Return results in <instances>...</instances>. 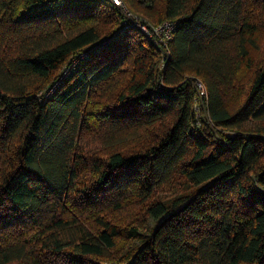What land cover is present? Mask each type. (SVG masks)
<instances>
[{"label":"trees","instance_id":"16d2710c","mask_svg":"<svg viewBox=\"0 0 264 264\" xmlns=\"http://www.w3.org/2000/svg\"><path fill=\"white\" fill-rule=\"evenodd\" d=\"M123 2L0 0V264H264V0Z\"/></svg>","mask_w":264,"mask_h":264},{"label":"rangeland","instance_id":"374dc122","mask_svg":"<svg viewBox=\"0 0 264 264\" xmlns=\"http://www.w3.org/2000/svg\"><path fill=\"white\" fill-rule=\"evenodd\" d=\"M144 32V30H143ZM146 33V32H145ZM167 53V51L165 52ZM84 53L80 54V56H82ZM264 55V42L261 46V48L259 49V51L256 52V59L257 61L262 59V56ZM259 63V62H258ZM197 80V79H195ZM204 100H201L200 97L197 100V103H199V105L201 106V102ZM203 104V103H202ZM204 107V105H202ZM199 116L201 115V110L198 111ZM201 123V121L199 122V124ZM94 137L91 134H84L83 138L81 140L82 144H86L87 148H86V154H91V155H97L99 156V144L95 143V138H91ZM87 171L85 170H81V174H80V178L83 179L86 177ZM84 181L86 180H82L81 182L84 183ZM82 185V184H81ZM186 187V183L184 182V179L182 176H178L176 179H174L173 182L166 184L165 186L161 187L160 189L157 190V192L155 193V197L159 198V197H169V196H173L175 193L177 192H181L182 190H185ZM133 207V206H132ZM131 207V208H132ZM137 217V219H144V209L142 207V205H137L136 208L133 210V212H129L126 211L125 213H123V219H127L130 218L131 216ZM102 264H108L106 263H102ZM110 264H114V263H110Z\"/></svg>","mask_w":264,"mask_h":264},{"label":"built area","instance_id":"2783aa9c","mask_svg":"<svg viewBox=\"0 0 264 264\" xmlns=\"http://www.w3.org/2000/svg\"><path fill=\"white\" fill-rule=\"evenodd\" d=\"M116 5L124 6L123 0H111ZM128 17L132 20L133 24L137 25L139 28L144 30L148 36L150 35H157L159 37V41L162 43H165L168 39L172 37L173 33V23L172 21L165 20L158 24H152V26H149L147 24H144L137 16H133L130 12H126ZM75 65V64H74ZM74 65L65 67L63 70V76L64 74L68 73L71 67L73 68ZM196 90L198 92V96L201 100H205L208 98V92L205 83L197 79L194 81Z\"/></svg>","mask_w":264,"mask_h":264}]
</instances>
